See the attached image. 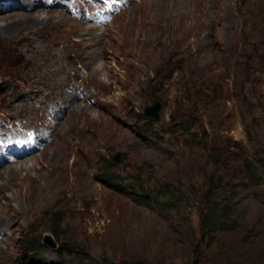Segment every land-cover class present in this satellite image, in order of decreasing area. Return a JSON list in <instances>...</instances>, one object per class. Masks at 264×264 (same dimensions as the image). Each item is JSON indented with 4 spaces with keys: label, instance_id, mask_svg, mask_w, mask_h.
<instances>
[{
    "label": "rangeland",
    "instance_id": "rangeland-1",
    "mask_svg": "<svg viewBox=\"0 0 264 264\" xmlns=\"http://www.w3.org/2000/svg\"><path fill=\"white\" fill-rule=\"evenodd\" d=\"M38 16L0 33V264H264V0H0Z\"/></svg>",
    "mask_w": 264,
    "mask_h": 264
},
{
    "label": "bare ground",
    "instance_id": "bare-ground-1",
    "mask_svg": "<svg viewBox=\"0 0 264 264\" xmlns=\"http://www.w3.org/2000/svg\"><path fill=\"white\" fill-rule=\"evenodd\" d=\"M8 18V17H7ZM12 18V17H11ZM40 19H41V17H37L36 19H32V18H28V17H26L25 19H20V20H14V21H12V22H10V23H7V24H5L4 26L3 25H0V33H2L5 37H8V38H10V37H12L10 34V32H8V28H15L16 26H19V24H21L22 25V23H28V22H31V23H39L40 22ZM10 20H12V19H10ZM9 21V20H8ZM7 21V22H8ZM2 35V36H3ZM6 40V39H5ZM32 41H34V40H32ZM29 42V41H28ZM30 43V42H29ZM32 44V43H31ZM32 48L34 49V50H36V53L38 54V53H41L40 51V49H38V47H37V44H36V42H33V45H32ZM31 48V49H32ZM29 51V50H28ZM33 52V51H32ZM34 55V54H33ZM35 56V55H34ZM68 101H69V99H68ZM79 108V106L78 107H76V110H79L78 109ZM82 111V110H81ZM81 111H78V112H81ZM66 154V153H65ZM71 155V154H70ZM66 161H65V159L63 158V159H60L59 160V162L57 163V164H55L54 166H56V168H57V170L59 169V170H66L68 173H64V176H65V178H66V182L64 183L61 179L63 178L62 177V175L61 174H58L57 176H55L56 178H54L53 180L55 181V183H53L51 186H49V188H51V189H53V192L54 193H60L59 192V190L61 189V184L62 183H64V184H66V185H64V187H63V191L61 192V194H68V193H74V192H77V191H79V189H81V185L80 184H78L77 182V184L76 183H74V184H71L70 183V180H69V177H70V175H72V174H74L73 173V171L71 170V169H69L67 166H66V163H65ZM59 171H57V173H58ZM13 175H15V176H21V173L19 172V171H17V169H15V170H13ZM71 178V177H70ZM75 180H78V179H75Z\"/></svg>",
    "mask_w": 264,
    "mask_h": 264
},
{
    "label": "water",
    "instance_id": "water-1",
    "mask_svg": "<svg viewBox=\"0 0 264 264\" xmlns=\"http://www.w3.org/2000/svg\"><path fill=\"white\" fill-rule=\"evenodd\" d=\"M160 109H161V104L160 103H155L151 107H147L144 110V114H145L146 117L148 116V117L152 118L153 120L158 121L159 120ZM119 161H120L119 154H116L115 162L119 163ZM44 243L46 245H48V246H52L53 245V242H52L51 238H49V237H47L45 239Z\"/></svg>",
    "mask_w": 264,
    "mask_h": 264
},
{
    "label": "trees",
    "instance_id": "trees-1",
    "mask_svg": "<svg viewBox=\"0 0 264 264\" xmlns=\"http://www.w3.org/2000/svg\"><path fill=\"white\" fill-rule=\"evenodd\" d=\"M184 130L183 131H186V129L184 128V127H182ZM188 131V130H187ZM101 176L102 177H100L101 178V180L104 182V183H106V184H113V182H114V184H115V182L116 181H118V179L116 178V179H111V177H110V173H109V169L108 168H106L105 170H103L102 171V173H101ZM103 178V179H102ZM105 178V179H104ZM116 186V185H115ZM131 193H133V192H131ZM130 193V194H131ZM133 194H136V193H133ZM141 195H139V197H140ZM138 197V196H137ZM135 200L136 201H138V199H136L135 198ZM139 201H141V202H143V200H139ZM147 199L146 200H144V202L145 203H147ZM64 249H66V248H63V250ZM66 250H68V249H66ZM137 264H141V263H137ZM191 264H197L196 262H193V263H191Z\"/></svg>",
    "mask_w": 264,
    "mask_h": 264
}]
</instances>
